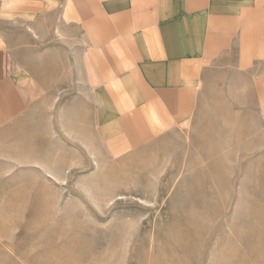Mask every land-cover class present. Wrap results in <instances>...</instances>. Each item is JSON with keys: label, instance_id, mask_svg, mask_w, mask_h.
<instances>
[{"label": "crops", "instance_id": "obj_1", "mask_svg": "<svg viewBox=\"0 0 264 264\" xmlns=\"http://www.w3.org/2000/svg\"><path fill=\"white\" fill-rule=\"evenodd\" d=\"M218 95L240 117L238 157L264 162V0H0L3 175L61 182L73 151L130 158Z\"/></svg>", "mask_w": 264, "mask_h": 264}, {"label": "rangeland", "instance_id": "obj_2", "mask_svg": "<svg viewBox=\"0 0 264 264\" xmlns=\"http://www.w3.org/2000/svg\"><path fill=\"white\" fill-rule=\"evenodd\" d=\"M216 101L130 158L73 151L61 182L0 173V264H264V162L238 157L240 117Z\"/></svg>", "mask_w": 264, "mask_h": 264}]
</instances>
